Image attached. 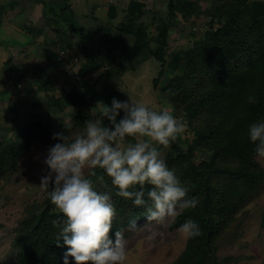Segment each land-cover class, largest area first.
Masks as SVG:
<instances>
[{"label":"trees","instance_id":"obj_1","mask_svg":"<svg viewBox=\"0 0 264 264\" xmlns=\"http://www.w3.org/2000/svg\"><path fill=\"white\" fill-rule=\"evenodd\" d=\"M214 1L215 9L202 13L210 17L209 25L219 23L223 26L225 43L217 45L211 40L201 39L189 49L167 55L162 47H147L146 52L139 54L154 59L160 70L170 71L154 83L158 82L175 110L187 115L188 127L195 135L194 142L186 148L175 141L161 154V159L175 172L181 185L188 188V196L199 200L195 209L184 210L176 217L175 226L192 219L202 233L199 237L187 239L185 248L170 264H220L214 255L213 245L221 236L222 221L226 225L232 224L245 205L264 194V170L256 161V145L248 136L252 123L264 121V0L256 3L249 0ZM32 2L41 5L42 16L48 26H60L58 20L66 24L72 21L68 0ZM246 5L251 6L249 14L244 10ZM144 7L143 3L129 1L127 21L114 26L115 6L109 5L110 21L95 25L96 41L87 37L88 43L82 47L84 64L77 72L81 79L75 80L67 91L68 103L75 109L68 130L84 131L85 122L90 119V110L98 101L111 107L113 99L120 102L122 97L123 101L127 100L115 89L97 91L89 75L91 77L93 72L104 68L103 75H99L110 80L121 77L127 71L123 66L114 68L116 54L122 55L120 61L123 65L132 61L140 50L143 37L147 34L137 24V19L143 14ZM178 13L184 20H189L200 11L191 0H168L167 17L157 18V21L161 26L170 28ZM55 14L58 20L53 18ZM126 38L133 40L132 48H129ZM249 97H254L255 101L249 102ZM122 112L118 114L117 122L123 118ZM105 123L112 126L108 120ZM38 140L45 141V132L37 120L28 124L20 139L3 136L0 139V174L7 163L17 165ZM49 141L54 146V141L58 140L47 139ZM129 142L135 141L129 138ZM197 157L201 160L197 161ZM94 187L98 192L113 196L116 215L110 238L114 239L117 230H123L125 235L130 229V222L138 221L151 206L147 197L151 187L148 184L144 186L147 203L139 207H134L133 201L117 196L118 189L113 187L108 177L103 184L94 182ZM51 188L52 183L49 190ZM42 205V209L33 202L27 205L24 216L17 222L14 243H18L19 254L16 264H64V254L68 249L63 241L57 247L60 228L52 224L53 220H62L63 216L51 204L47 192ZM262 222L264 227V218ZM68 262L75 264L71 257Z\"/></svg>","mask_w":264,"mask_h":264},{"label":"rangeland","instance_id":"obj_2","mask_svg":"<svg viewBox=\"0 0 264 264\" xmlns=\"http://www.w3.org/2000/svg\"><path fill=\"white\" fill-rule=\"evenodd\" d=\"M129 1L145 4L143 14L137 19V24L147 34L140 50L132 61L123 65L120 61L122 55L116 54L114 68L123 66L127 70L121 77L105 80L100 76L104 73L102 68L93 72L91 77L89 75V79L97 91L115 89L125 96L127 102H144L154 110L170 106L173 115L186 123V130L178 137L177 143L186 148L194 142L195 135L188 127L187 115L175 110L158 82L154 83L170 71L160 70L154 59L139 54L146 52L147 47H162L167 55L189 49L201 39L211 40L217 45L225 43L223 26L219 23L209 25L210 17L202 13L215 9L214 0H191L200 13L189 20H184L178 13L170 28L157 21V18L167 17L168 0H68L72 21L66 24L55 14L53 18L60 23L56 28L47 25L40 4L32 0H0V139L3 136L20 139L34 120L41 122L45 132V141H36L17 165L7 163L0 174V264H16L19 247L14 243L15 229L24 216L25 207L33 202L43 208L46 192L39 186L41 178L49 173L44 161L53 146L47 139L63 133L72 141L77 133H84L80 129L68 130L75 109L67 99V91L81 79L77 72L84 64L82 47L87 45V37L96 41L97 23L110 21L109 5L115 6L114 26L126 22ZM257 1L249 0L250 3ZM250 7L244 6L248 14ZM126 40L132 48L133 40ZM126 101L120 98V102ZM96 105L90 110V119L99 115ZM106 120L103 119V125L112 130ZM56 142L62 141H54V145ZM159 151L163 154L164 148L159 147ZM199 160L201 158L197 157ZM256 161L264 170V158L257 156ZM96 171L98 176L107 178L102 170ZM93 179L98 182L96 177ZM109 196L113 200V196ZM146 217L147 212L142 213L136 220L137 229H129L124 235L127 241L124 264H170L187 242L177 231L180 226H175L176 217L168 218L164 224L148 221ZM263 218L264 194H260L237 213L232 224L226 225L222 221L221 236L213 245L214 255L220 264H263ZM153 232L156 233L155 238H150Z\"/></svg>","mask_w":264,"mask_h":264},{"label":"clouds","instance_id":"obj_3","mask_svg":"<svg viewBox=\"0 0 264 264\" xmlns=\"http://www.w3.org/2000/svg\"><path fill=\"white\" fill-rule=\"evenodd\" d=\"M254 101V97H249V102ZM95 108L99 115L85 122L82 135L69 141L63 133L54 134L53 139L62 142L49 149L44 161L49 173L41 178L39 186L63 216L52 224L60 228L57 247L63 241L68 249L64 264H69V257L75 264H124L127 258L124 231L117 230L114 239L110 238L116 209L111 197L94 187L92 177L104 182V175L98 176L97 169L118 189L117 196L138 207L147 203L145 184L151 186L147 192L151 201L146 209L148 221L164 224L168 218L199 204L197 198L188 196V188L181 185L175 172L161 159L159 147H169L186 130V123L173 115L170 106L154 110L144 102L113 99L111 107L98 101ZM121 111L124 116L117 122ZM104 118L111 122L112 130L103 125ZM248 136L256 145V155L264 158V121L252 123ZM129 138L135 142H129ZM129 228L137 229L136 221H131ZM177 231L185 240L202 234L192 219ZM155 235L153 232L150 238Z\"/></svg>","mask_w":264,"mask_h":264},{"label":"flooded vegetation","instance_id":"obj_4","mask_svg":"<svg viewBox=\"0 0 264 264\" xmlns=\"http://www.w3.org/2000/svg\"><path fill=\"white\" fill-rule=\"evenodd\" d=\"M17 2H19V0H16Z\"/></svg>","mask_w":264,"mask_h":264}]
</instances>
